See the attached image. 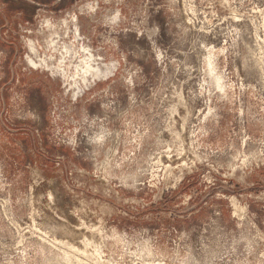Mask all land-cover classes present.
Returning a JSON list of instances; mask_svg holds the SVG:
<instances>
[{
  "label": "rangeland",
  "instance_id": "rangeland-1",
  "mask_svg": "<svg viewBox=\"0 0 264 264\" xmlns=\"http://www.w3.org/2000/svg\"><path fill=\"white\" fill-rule=\"evenodd\" d=\"M0 264H264V0H0Z\"/></svg>",
  "mask_w": 264,
  "mask_h": 264
},
{
  "label": "bare ground",
  "instance_id": "bare-ground-1",
  "mask_svg": "<svg viewBox=\"0 0 264 264\" xmlns=\"http://www.w3.org/2000/svg\"><path fill=\"white\" fill-rule=\"evenodd\" d=\"M88 59V58H87ZM89 59H91V57L89 58ZM90 61V60H89ZM88 61V62H89ZM83 62V61H82ZM85 63V62H84ZM83 64V63H82ZM89 64V63H88ZM87 64V62H86V64H85V66H84V69H85V72H87V71H89L90 70V65H88Z\"/></svg>",
  "mask_w": 264,
  "mask_h": 264
}]
</instances>
